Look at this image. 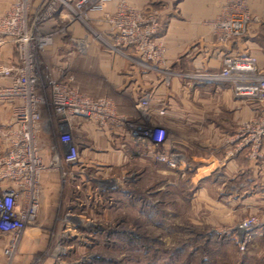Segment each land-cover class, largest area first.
<instances>
[{
  "label": "crops",
  "instance_id": "1",
  "mask_svg": "<svg viewBox=\"0 0 264 264\" xmlns=\"http://www.w3.org/2000/svg\"><path fill=\"white\" fill-rule=\"evenodd\" d=\"M13 1L0 0V16ZM43 1L29 0L30 12ZM119 1L136 9L158 10L161 29L156 42L162 53L156 68L149 69L137 62V53L131 46L115 49L95 38L80 21L69 20L67 10L60 7L39 28L42 34L54 32L52 44L39 56L41 91L45 89L48 96L49 80L72 75L80 91L93 97L111 98L116 111L133 120L136 128L129 131L112 124L102 127L86 118L74 117L72 132L79 146V163L71 168L75 177L62 183L56 168L41 173L38 210L41 223L24 230L11 264H31L49 236H55L49 234L50 228L43 222L57 219L53 232L61 228L67 231L68 222L59 215L62 209H70L79 201L75 194L80 188L92 181L113 178L117 170L123 174L132 162L146 168L149 174L167 175L164 179L169 174L185 177L196 210L211 225L233 224L242 216H256L258 225L246 246L248 253L242 264H264V140L260 156L251 157L249 147L242 144L240 137L244 122L264 114V103L237 97L228 81L206 75L218 73L227 54H250L264 68V0H246L253 19L244 36L227 42L216 39L211 21L228 0H110L106 7L112 8ZM90 14L92 28L108 40L101 12ZM58 28L64 31H55ZM15 57L14 41L0 36V62L10 64ZM2 83L9 82L5 79ZM144 96H148V104L142 111L137 103ZM10 107V103L0 100V114ZM41 116L37 140L43 162L48 165L53 148L62 145L60 125L48 104L41 107ZM8 120L0 124L4 136L0 144L5 146L8 143L5 133L13 126L12 118ZM146 125L164 130L159 146L141 142L136 136ZM157 152L177 154L189 169L185 172L169 169L155 159ZM80 170L90 171L92 176L82 175ZM61 236L56 242L61 243ZM6 239L0 234V264L6 260ZM53 256L43 257L36 264H53Z\"/></svg>",
  "mask_w": 264,
  "mask_h": 264
},
{
  "label": "built area",
  "instance_id": "2",
  "mask_svg": "<svg viewBox=\"0 0 264 264\" xmlns=\"http://www.w3.org/2000/svg\"><path fill=\"white\" fill-rule=\"evenodd\" d=\"M108 2L110 0H44L31 13L29 0H14L0 16V36L11 38L16 45L15 61L10 64L0 62V100L11 104L13 125L7 131L8 143L0 157V179L8 181V185L0 190V234L7 238L4 254L8 262L13 260L24 230L37 223L41 173L56 168L62 183L75 177L71 168L79 163V146L72 132L74 117L86 118L102 127L112 124L129 131L136 128L133 120L116 111L111 98L93 97L80 91L72 75L51 79L47 84V97L38 90L39 56L52 44L54 35V32L42 34L39 28L60 7L67 10L69 20L80 21L94 33L95 38L115 49L131 46L137 53V62L149 69L156 68L155 63L162 53L156 42L161 29L158 10L136 9L123 1L107 8ZM92 11L101 12V20L107 25L108 40L90 25ZM252 19L246 0H228L219 15L212 19L211 26L216 39L227 42L244 36ZM55 31L61 32L64 28ZM206 75L228 81L237 97L264 103V68L259 67L250 54L224 55L219 72ZM190 76L197 77L198 74ZM5 79L8 84L2 83ZM47 104L59 122V141L62 144L53 148L52 161L48 165L43 162L37 140V131L42 123L41 107ZM147 104L148 96L137 103L142 111L146 110ZM164 135L160 127L146 125L136 136L141 142L149 141L159 146ZM240 137L242 144L249 147V156L259 157L264 140V114L244 122ZM154 157L170 169L180 172L189 169L177 154L157 152ZM78 172L85 175L83 170ZM68 216L70 213L65 214V220L75 227L76 222L69 220ZM257 225V217L247 215L228 229L239 250L246 248Z\"/></svg>",
  "mask_w": 264,
  "mask_h": 264
},
{
  "label": "rangeland",
  "instance_id": "3",
  "mask_svg": "<svg viewBox=\"0 0 264 264\" xmlns=\"http://www.w3.org/2000/svg\"><path fill=\"white\" fill-rule=\"evenodd\" d=\"M41 80L40 66L38 90L47 97L45 89L41 91ZM10 117L11 107L0 114V124ZM5 147L0 144V157ZM85 173L92 176L90 171ZM121 173L117 170V176L92 181L86 189L77 190L75 196L82 203L75 202L59 215L68 222L65 214L70 213L69 220L76 222L75 227L68 223L67 231L61 228L53 232L57 219L42 223L55 236H49L31 264L52 254L53 264H242L248 252L238 249L228 229L244 216L237 223L211 225L196 210L185 177L169 174L167 182L163 177L167 175L149 174L134 162ZM7 185V180L0 179V190ZM39 223L38 212L36 225ZM121 231L132 232L139 239L124 241ZM60 236L61 243L56 242ZM4 263L12 261L4 259Z\"/></svg>",
  "mask_w": 264,
  "mask_h": 264
},
{
  "label": "trees",
  "instance_id": "4",
  "mask_svg": "<svg viewBox=\"0 0 264 264\" xmlns=\"http://www.w3.org/2000/svg\"><path fill=\"white\" fill-rule=\"evenodd\" d=\"M121 233H122V235H124V237L122 236V238H124V241L126 239H127V241H133L135 238L139 239V237L136 234H133L132 232L121 231Z\"/></svg>",
  "mask_w": 264,
  "mask_h": 264
}]
</instances>
